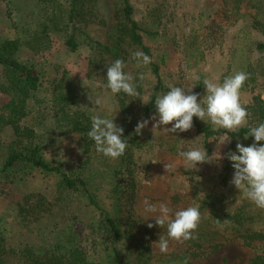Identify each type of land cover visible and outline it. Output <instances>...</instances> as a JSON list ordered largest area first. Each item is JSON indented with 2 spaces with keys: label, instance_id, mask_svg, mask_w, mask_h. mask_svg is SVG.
Here are the masks:
<instances>
[{
  "label": "rangeland",
  "instance_id": "rangeland-1",
  "mask_svg": "<svg viewBox=\"0 0 264 264\" xmlns=\"http://www.w3.org/2000/svg\"><path fill=\"white\" fill-rule=\"evenodd\" d=\"M129 1L133 6V17L142 30L146 45L150 47L151 63L137 68L136 62H126L125 71L138 78L141 72L145 75V79L140 80L142 93L138 105L141 104V107L136 110L139 122L149 120L142 134L149 136L151 145L133 153L135 191L131 194L127 186H122L119 201H115L110 192L107 194L108 179L113 175L109 169L117 162L94 152L87 167L93 173L91 180L102 183L98 195L101 206L116 212L121 225L126 221L155 224L154 219L143 210L145 199L156 205L167 203L174 211L206 204L203 214L201 212L200 224L204 226L199 225L196 238L183 244L170 240L167 253L160 252L158 241L151 242L148 260L141 258L134 248L130 249L126 240L120 246L121 260L125 264H163L169 260L171 253L192 246V241L207 244L206 238L212 236L213 241L222 242L217 227L211 230L204 224L212 206L227 213L242 209L247 217L244 224L249 229L264 228V210L258 209L230 184L234 169L229 159V168L224 170L227 154L236 151V144L249 146L253 141L244 138L236 142L234 148L229 143L217 148L218 138L225 134L221 132L208 138L206 148L203 135L196 132L194 122L193 128L183 133L165 132L164 127L170 128L171 125L153 129L155 121L150 118L156 113L155 104L146 112L142 104L166 93L156 87L153 65L158 66L160 82L164 87L192 88V94H199L198 102L206 95L204 79L222 83L224 77L236 72L248 73L249 79L241 90V103L249 112L246 127L250 128L264 123L250 110L254 95L260 94L264 99V50L255 48V42L264 41V36L252 28L249 17L228 24L227 21L232 19L222 15L220 0ZM120 4L121 0H93L90 7L86 6L84 11L87 14L83 15L88 21L81 23L85 36L80 30H74L73 22L68 20L69 0H50L48 4L39 0H0V43L18 38L17 58L33 67L40 78L39 86L27 101L29 112L21 124L34 129L44 159L64 171L78 170L88 157L78 131L71 125L76 112H84L91 120L93 115L111 118L113 110L118 109L113 115L114 122L119 126L118 95H112L104 87L107 83L105 65L109 59L99 54L98 47H93L92 42H106L108 28L114 22V14ZM89 11L94 14L93 19ZM72 32H76L78 44L73 51L64 44L65 38ZM3 74L0 65V82L4 80ZM59 94L63 99L59 98ZM89 96L101 97L103 104L96 107ZM7 100L8 96L0 92V107ZM195 119L199 124L212 128L211 124ZM12 136L10 128L0 129V165ZM193 148L205 149L210 160L199 164L197 169L187 170L179 151ZM217 152L218 156L215 155ZM166 163L173 164L171 172L166 171ZM101 170L107 173L104 177ZM84 173L87 174V171ZM26 174L14 183L0 181V234L7 251L12 250L8 252L10 255L6 264H35L21 256L19 250L30 247L40 252L57 243L77 246L89 259L106 263L111 249L102 213L81 200L77 193L67 194V199L64 193L60 200L52 201L59 195L56 177L36 170ZM224 175L225 183L222 180ZM29 191L39 192L47 201H52L47 203L49 207L44 209L45 212L39 215L20 214V205L16 203ZM129 195H132V204L127 214L124 202ZM249 216H253V221ZM154 227L167 238V230ZM205 227L210 234L204 233ZM232 239L229 237L218 252L203 262L247 264L253 251Z\"/></svg>",
  "mask_w": 264,
  "mask_h": 264
},
{
  "label": "trees",
  "instance_id": "trees-1",
  "mask_svg": "<svg viewBox=\"0 0 264 264\" xmlns=\"http://www.w3.org/2000/svg\"><path fill=\"white\" fill-rule=\"evenodd\" d=\"M48 4L50 0H39ZM222 4L223 16L226 14L232 20L227 21L228 24L235 23L239 20L249 17L250 24L253 29L257 30L264 36V0H220ZM93 0H69L68 17L69 22H73V29L80 30L81 23L88 21L84 17V10L86 6L90 7ZM118 11L114 14V22H112L107 31V40L105 43L99 41L92 42V46H97L98 53L106 55L109 59L105 65L109 66L116 59H122L125 63H135L131 58V54L136 50L143 51L146 55L150 56V47L146 45L142 30L138 22L133 17V6L129 0H121ZM91 19L94 14L89 11ZM77 30V31H78ZM85 36L86 33H83ZM76 32H72L65 38L64 44L69 50H75L78 46L76 42ZM19 39H6L0 43V65L3 68L4 80L0 82V92L8 96L7 102L0 107V129L10 128L13 136L10 142L6 145V153L2 164L0 165V181L16 182L23 178L22 175H27L26 172L40 171L44 174L56 177V189L59 190V195L53 197L52 201L60 200L61 195L70 193L79 194V198L96 210H99L105 222V231L110 243V258L107 262L95 261L89 259L86 254L77 246L70 245L69 243H57L52 247L45 248L40 252H35L30 247H25L19 250V254L24 256L25 259L32 260L35 264H125L121 260L120 246L123 241H127L129 248L133 249L139 254L141 258L150 259V244L151 242L158 241L160 237H165L159 233V229L155 227L149 228V223H141L142 221H126L121 225L119 216L114 211L105 210L99 200L98 195L101 190V182L96 183L91 180L93 173L88 171V162L90 155L96 152L95 143L87 135L91 128V120L87 118L84 112L75 115L71 120L72 128L79 133V139L82 142V148L87 159L82 162L78 170L64 171L57 165H50L41 153V146L36 141V133L34 129L28 125H22L28 115L27 101L32 96V93L39 86V74L31 66L24 64L17 58ZM255 48L258 51L264 50V41H256ZM152 72L157 78V86L161 90L168 92L170 89L164 87L160 82L158 66L153 65ZM137 90L140 92L139 97H128L124 94H118V103L121 113L119 126L124 128V138L128 141V148L123 156L115 160L117 163L110 169L113 175L108 179L109 187L107 194L113 196L115 201L120 200V192L122 186H127L131 194L135 191V181L133 167V153L135 150L142 149L143 147L150 146L151 141L149 136L143 134H136L135 128L139 122L137 110L141 107L138 105L141 99L142 87L140 80L136 77ZM62 94L59 98L63 99ZM155 98H152L147 104L143 105L144 112L149 110V107L155 104ZM252 115L256 116L258 120H264V99L260 94L253 96V102L250 105ZM193 122L196 126V132L203 135L205 147L208 148V138L225 133V130H216L208 126L199 124L195 117ZM249 127L240 129L236 133L228 132L226 135L230 137V147L234 148L236 142L245 138L249 131ZM248 140L254 142V137L248 136ZM264 144V141L258 142ZM229 168L228 159L226 157L224 162V170ZM87 171V174L84 171ZM100 173L102 177L107 174L104 170ZM226 175V174H225ZM222 180L226 182V176ZM127 190V189H126ZM125 190V192H126ZM132 195L124 202L125 210L128 214L131 204ZM45 196L39 192H27L21 200L16 204L20 205V214L29 213L39 215L44 209L49 206ZM213 203H210L212 205ZM200 205V212H204L205 206ZM119 212V211H118ZM206 217V215H204ZM207 220L204 222L207 228L211 230L217 227L220 234L221 241H213V237L206 238L207 244L199 241H192V246L181 249L177 253H171L169 260L163 264H205L203 260L210 257L212 254L218 252L225 241L232 237V240L240 241L245 246L253 251V256L247 264H264V228L249 229L248 225L244 224L247 217L244 215L242 209H238L234 213H227L225 211H217L212 206ZM253 221V216H249ZM155 223V222H154ZM204 226L203 224H200ZM201 227V226H200ZM205 229L204 233L210 234ZM164 230L166 226L163 227ZM214 233V232H211ZM201 234L197 237L200 240ZM12 250L7 251L4 244V239L0 234V264H6V258L10 255ZM15 252V250H13ZM15 254V253H14Z\"/></svg>",
  "mask_w": 264,
  "mask_h": 264
},
{
  "label": "clouds",
  "instance_id": "clouds-1",
  "mask_svg": "<svg viewBox=\"0 0 264 264\" xmlns=\"http://www.w3.org/2000/svg\"><path fill=\"white\" fill-rule=\"evenodd\" d=\"M136 62V67H146L151 63V58L141 50L131 54ZM127 65L122 59H116L107 66V83L104 87L110 90L112 95L124 94L128 97H139L135 83L136 77L126 72ZM145 79L144 73H139V80ZM200 79L199 76L196 77ZM249 74L244 71L236 72L223 78L222 83L204 79L206 95L198 102L199 94H192L191 89L172 86L166 93L155 97L156 113L150 118L155 121L153 129L164 127L168 133H183L193 128V118L196 117L207 124H211L214 131L223 129L225 134L218 138L217 148L225 143H230V137L226 133H236L248 126L249 112L247 107L241 103V90ZM89 100L96 107L103 104L101 97L89 96ZM114 109L111 118L93 115L91 117V128L87 135L95 143V150L112 160L123 156L128 148V141L124 138V128L114 122ZM149 120L137 123L136 134H142V130L148 125ZM254 137V142L249 146L241 143L236 144V151L229 152L227 159L232 162L234 173L230 184L234 185L244 197L254 204L258 209L264 210V123L250 127L245 139ZM183 158L185 169H197L199 164L210 160L205 149L193 148L187 151H179ZM215 155H219L217 152ZM154 161L153 163H155ZM167 172L173 170V164L164 165ZM143 210L146 215L154 219L155 224L149 223L152 228L166 226L167 238L160 237L158 247L161 253H167L169 241L179 244L195 239V233L199 228L202 215L199 207L189 206L179 210H173L167 203L159 205L150 203L147 199L143 201Z\"/></svg>",
  "mask_w": 264,
  "mask_h": 264
}]
</instances>
